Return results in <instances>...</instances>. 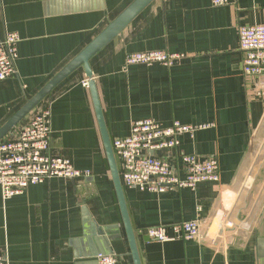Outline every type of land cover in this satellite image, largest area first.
<instances>
[{"label": "crops", "instance_id": "1", "mask_svg": "<svg viewBox=\"0 0 264 264\" xmlns=\"http://www.w3.org/2000/svg\"><path fill=\"white\" fill-rule=\"evenodd\" d=\"M132 1L0 0V38L19 36L15 73L0 81V127ZM262 22L264 0H153L90 59L111 142L143 118L203 124L181 135L176 149L155 154L180 174L181 153L219 161V180L194 189L124 187L141 264H264V165L252 175L261 136L258 151L264 145V75H243L238 45L239 26ZM148 50L182 57L169 65L125 64L128 53ZM83 79L81 66L38 105L51 108L49 153L90 176L51 178L6 199L0 189V251L9 264H96L101 253L133 264ZM194 219L208 225L203 240L155 242L143 232Z\"/></svg>", "mask_w": 264, "mask_h": 264}, {"label": "built area", "instance_id": "2", "mask_svg": "<svg viewBox=\"0 0 264 264\" xmlns=\"http://www.w3.org/2000/svg\"><path fill=\"white\" fill-rule=\"evenodd\" d=\"M213 5L227 4L228 0H211ZM19 36L8 31L0 38V81L15 73V60ZM238 45L243 53L242 73L246 77L264 75V22L242 25L238 29ZM182 55L163 50L130 52L125 64L150 65L160 62L169 65ZM88 87V79L82 80ZM203 124H185L173 120L162 126L152 118L132 122L130 133L115 137L112 148L123 187L140 191L166 192L180 188L194 189L200 182L219 180V161L216 156L181 153L182 174L158 151L176 149L180 136L193 135ZM51 136L50 105L33 109L23 124L16 126L12 137L0 140V189L6 199L20 194L32 184L51 178L76 179L90 176L88 170L76 168L63 156L49 153ZM203 228V231L201 230ZM149 241L203 240L208 234V225L198 220H184L170 226L153 225L143 230ZM0 264H9L5 252L0 251ZM96 264H126L116 254L101 253Z\"/></svg>", "mask_w": 264, "mask_h": 264}, {"label": "water", "instance_id": "3", "mask_svg": "<svg viewBox=\"0 0 264 264\" xmlns=\"http://www.w3.org/2000/svg\"><path fill=\"white\" fill-rule=\"evenodd\" d=\"M153 0H133L120 13H118L107 25L86 44L66 65H64L41 89H39L26 103L20 107L1 127L0 139H2L11 129L24 119L39 103H41L62 80L79 67L84 68L85 76L88 79V88L90 90L96 118L101 132L106 158L109 165L112 181L115 188L119 208L122 215L126 236L129 242L130 252L133 264H141L133 228L131 226L125 197L124 187L121 182L119 169L114 156L112 142L110 140L103 112L100 104L95 81L92 77L90 59L101 51L109 42L118 36L130 22Z\"/></svg>", "mask_w": 264, "mask_h": 264}, {"label": "rangeland", "instance_id": "4", "mask_svg": "<svg viewBox=\"0 0 264 264\" xmlns=\"http://www.w3.org/2000/svg\"><path fill=\"white\" fill-rule=\"evenodd\" d=\"M261 136V135H260ZM264 136V134H263ZM257 139V138H256ZM263 137L256 140V143L254 145L255 152H253L252 157V164L254 165V170L252 172V175H256L259 171V168L264 165V145L260 148L261 150L258 151V147H260L263 143Z\"/></svg>", "mask_w": 264, "mask_h": 264}, {"label": "trees", "instance_id": "5", "mask_svg": "<svg viewBox=\"0 0 264 264\" xmlns=\"http://www.w3.org/2000/svg\"><path fill=\"white\" fill-rule=\"evenodd\" d=\"M45 99H46V98H45ZM45 99H44V100H45ZM44 100H43V101H44ZM43 101H42V102H43ZM38 106H39V105H38Z\"/></svg>", "mask_w": 264, "mask_h": 264}]
</instances>
